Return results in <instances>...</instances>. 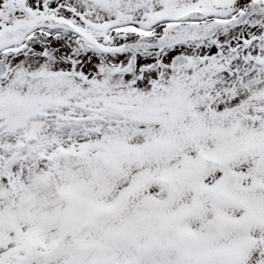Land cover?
<instances>
[{"label": "snow or ice", "instance_id": "1", "mask_svg": "<svg viewBox=\"0 0 264 264\" xmlns=\"http://www.w3.org/2000/svg\"><path fill=\"white\" fill-rule=\"evenodd\" d=\"M0 264H264V0H0Z\"/></svg>", "mask_w": 264, "mask_h": 264}]
</instances>
